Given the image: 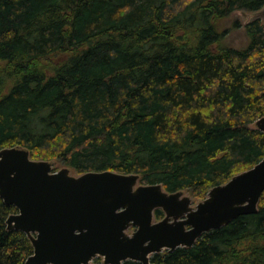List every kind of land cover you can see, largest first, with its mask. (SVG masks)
I'll list each match as a JSON object with an SVG mask.
<instances>
[{"label": "trees", "instance_id": "trees-1", "mask_svg": "<svg viewBox=\"0 0 264 264\" xmlns=\"http://www.w3.org/2000/svg\"><path fill=\"white\" fill-rule=\"evenodd\" d=\"M262 8L264 0H0V150L24 147L77 174L136 173L141 184L203 200L264 157V131L253 125L264 116V22L245 24L242 48L219 29L235 10ZM16 212L0 196V264L34 253L27 233L7 226ZM150 264H264V192L257 212Z\"/></svg>", "mask_w": 264, "mask_h": 264}, {"label": "water", "instance_id": "water-1", "mask_svg": "<svg viewBox=\"0 0 264 264\" xmlns=\"http://www.w3.org/2000/svg\"><path fill=\"white\" fill-rule=\"evenodd\" d=\"M264 131V116L256 121ZM136 173L53 169L24 147L0 150V196L18 212L9 229L27 233L34 246L26 264H150L154 253L193 246L205 233L242 214L255 213L264 192V157L251 168L210 189L193 206L183 191L141 184ZM165 216L155 219V210ZM135 227L129 234L127 231Z\"/></svg>", "mask_w": 264, "mask_h": 264}, {"label": "rangeland", "instance_id": "rangeland-1", "mask_svg": "<svg viewBox=\"0 0 264 264\" xmlns=\"http://www.w3.org/2000/svg\"><path fill=\"white\" fill-rule=\"evenodd\" d=\"M260 18L264 22V8L257 11L249 10H235L227 18L222 19L219 22L220 30L225 31L223 36V42L228 45H232L237 48L246 47L249 44V38L245 30V24L254 18ZM256 126V123L253 124ZM55 169H61L64 167L61 163L57 161H52ZM71 174L78 175L73 169L70 170ZM185 194L191 195L185 190ZM201 200H193V206L196 207L197 203ZM135 228V227H134ZM134 229H128V233L131 234ZM94 264H106L104 257L97 256L92 261Z\"/></svg>", "mask_w": 264, "mask_h": 264}]
</instances>
